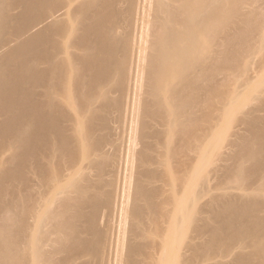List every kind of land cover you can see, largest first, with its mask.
I'll use <instances>...</instances> for the list:
<instances>
[{"label":"bare ground","instance_id":"obj_1","mask_svg":"<svg viewBox=\"0 0 264 264\" xmlns=\"http://www.w3.org/2000/svg\"><path fill=\"white\" fill-rule=\"evenodd\" d=\"M256 1L0 0V264H264Z\"/></svg>","mask_w":264,"mask_h":264},{"label":"rangeland","instance_id":"obj_2","mask_svg":"<svg viewBox=\"0 0 264 264\" xmlns=\"http://www.w3.org/2000/svg\"><path fill=\"white\" fill-rule=\"evenodd\" d=\"M259 4V2H258V0L253 4L254 6H257ZM263 52V50L262 51H260V52H257L256 53V55H255V59L256 60H258V58H259V56H260V54ZM263 66L264 65H261L260 67V70L263 68ZM254 68V67H253ZM263 71L260 73V75H261V77H257V79H254V83L253 84H251L249 87H246L243 91H242V93H241V97H239V102H243L244 103V105H243V107H247V105H249L250 103H251V99H249L250 97H251V95H252V93H253V91H252V86H254V84L256 85V83L259 81H261V80H263L262 78H264V69H262ZM258 82V83H259ZM260 83H262V82H260ZM232 122H228V120H227V118H222V120H221V122H220V125H219V130H221V132L222 133H226L228 130L230 131L231 130V126L232 125H234V124H231Z\"/></svg>","mask_w":264,"mask_h":264}]
</instances>
